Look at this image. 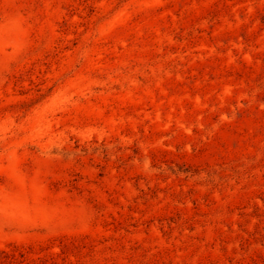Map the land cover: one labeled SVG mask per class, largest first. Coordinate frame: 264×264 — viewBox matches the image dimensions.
<instances>
[{
    "label": "rangeland",
    "instance_id": "374dc122",
    "mask_svg": "<svg viewBox=\"0 0 264 264\" xmlns=\"http://www.w3.org/2000/svg\"><path fill=\"white\" fill-rule=\"evenodd\" d=\"M0 264H264V0H0Z\"/></svg>",
    "mask_w": 264,
    "mask_h": 264
}]
</instances>
